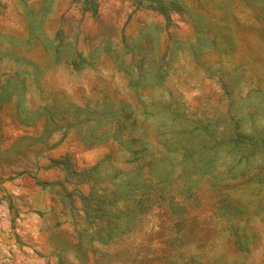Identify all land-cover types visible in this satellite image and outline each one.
I'll return each instance as SVG.
<instances>
[{
  "label": "rangeland",
  "instance_id": "obj_1",
  "mask_svg": "<svg viewBox=\"0 0 264 264\" xmlns=\"http://www.w3.org/2000/svg\"><path fill=\"white\" fill-rule=\"evenodd\" d=\"M0 264H264V0H0Z\"/></svg>",
  "mask_w": 264,
  "mask_h": 264
}]
</instances>
